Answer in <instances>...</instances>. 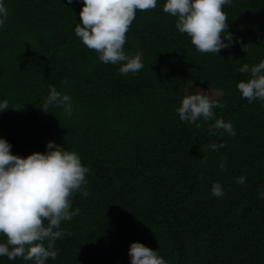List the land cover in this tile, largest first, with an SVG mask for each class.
<instances>
[{
    "label": "trees",
    "instance_id": "1",
    "mask_svg": "<svg viewBox=\"0 0 264 264\" xmlns=\"http://www.w3.org/2000/svg\"><path fill=\"white\" fill-rule=\"evenodd\" d=\"M164 2L136 11L123 50L143 67L121 74L75 35L83 0H3L0 100L9 108L0 136L22 156L53 140L89 168L88 195L70 197L78 211L61 222L46 264H130L134 240L168 264H264V101L236 87L250 75L237 69L264 59V0L223 6L234 42L219 53L197 51ZM49 85L71 97V116L42 108ZM195 87L218 92L223 107L213 111L234 136L213 121L179 119L175 109ZM214 141L224 147L210 149ZM214 182L223 196L212 195ZM0 264L32 262L5 255Z\"/></svg>",
    "mask_w": 264,
    "mask_h": 264
},
{
    "label": "clouds",
    "instance_id": "2",
    "mask_svg": "<svg viewBox=\"0 0 264 264\" xmlns=\"http://www.w3.org/2000/svg\"><path fill=\"white\" fill-rule=\"evenodd\" d=\"M231 2L165 0L162 7L164 12L176 17V28L190 37L197 51L219 53L234 42L233 34L226 30L228 22L223 10V6ZM156 6L157 0H83L75 35L86 47L96 51L100 61L119 64L121 74H136L143 62L140 54L130 55L123 50L126 33L137 10ZM7 15L0 0V27L5 24ZM237 70L250 73L248 79L236 84L241 96L249 102L264 101V59L251 66L244 63ZM49 106L62 107L65 115H72L71 97L53 85H49L42 108L46 110ZM215 107L222 108V102L213 98L209 90L196 88L183 95L175 111L181 121L195 124L197 128L201 120L213 121L211 129H222L234 136L232 123L217 118ZM8 108V101L0 100V111ZM11 147V143L0 136V235L6 237L0 241V256L46 264L48 258L57 256L55 241L64 231L60 228L61 222L71 220L78 211L72 210L70 197L77 191L85 197L88 195L85 186L89 168L77 152L53 140L47 142L46 151H33L26 156L12 152ZM223 147V142L214 141L209 145L212 150ZM224 166L221 161L219 167ZM236 182L244 184L245 177H237ZM211 193L215 197L223 196L222 185L214 182ZM128 256L130 264H168L157 249L138 240L129 244Z\"/></svg>",
    "mask_w": 264,
    "mask_h": 264
},
{
    "label": "rangeland",
    "instance_id": "3",
    "mask_svg": "<svg viewBox=\"0 0 264 264\" xmlns=\"http://www.w3.org/2000/svg\"><path fill=\"white\" fill-rule=\"evenodd\" d=\"M197 87H195V89H196ZM200 89V88H199ZM202 90V89H201ZM210 93H211V95L212 96H216V95H218V92L217 91H215V90H210Z\"/></svg>",
    "mask_w": 264,
    "mask_h": 264
}]
</instances>
